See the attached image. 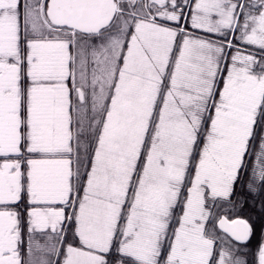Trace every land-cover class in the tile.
<instances>
[{
    "label": "snow or ice",
    "instance_id": "6c2138e0",
    "mask_svg": "<svg viewBox=\"0 0 264 264\" xmlns=\"http://www.w3.org/2000/svg\"><path fill=\"white\" fill-rule=\"evenodd\" d=\"M0 264H264V0H0Z\"/></svg>",
    "mask_w": 264,
    "mask_h": 264
}]
</instances>
